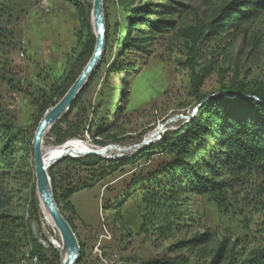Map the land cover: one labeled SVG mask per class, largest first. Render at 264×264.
Here are the masks:
<instances>
[{
  "label": "trees",
  "instance_id": "16d2710c",
  "mask_svg": "<svg viewBox=\"0 0 264 264\" xmlns=\"http://www.w3.org/2000/svg\"><path fill=\"white\" fill-rule=\"evenodd\" d=\"M62 1L77 10L79 48L64 68L49 72L51 85L40 102L43 117L75 84L91 60L97 42L92 27L93 0ZM103 1L106 51L72 108L49 131L48 139L55 147L72 139L84 140L86 133L94 138L96 145L106 146L110 140H116L112 132L124 112L119 100L139 68L132 56L147 55L158 39L176 31V19L187 9L177 0ZM263 18L264 0H231L211 20L209 30L226 27L221 41L232 29L261 22ZM198 38L199 35H194L193 40ZM187 65L192 72V89L198 93L212 72L206 66L199 68L196 50ZM104 66L103 83L89 121L82 99ZM221 93L215 97L197 96V111L192 120L177 130H168L159 142L131 156L116 160L66 157L53 166L49 174L55 199L76 235L73 222L76 211L72 203L76 194L95 188L125 167L160 158L163 162L157 168L133 175L104 208H110L114 218L122 221L125 206L135 201L142 218V231L173 237L192 221L189 212L192 198H205L220 212L238 213L245 220L241 227L244 232L232 247L228 248L225 240L211 250L215 251L212 264H264V82L233 81L223 85ZM36 131L26 135L0 111V264L20 263L28 253L29 257H38L39 264H56L60 259L54 249L55 258H49L32 229V223L42 222L32 149ZM21 171L25 172L28 184L18 183L20 188L16 190L12 182L19 181ZM82 172L86 176L81 177ZM24 189L29 191L28 212L14 207L15 191ZM252 211H257L259 218L250 219ZM212 241L211 234L205 233L180 241L173 249L192 251L195 247L212 246ZM239 241L245 243L242 248L245 252L238 250ZM79 242L82 252L77 264L85 257L83 244ZM128 264L195 263L180 255L133 259Z\"/></svg>",
  "mask_w": 264,
  "mask_h": 264
},
{
  "label": "rangeland",
  "instance_id": "374dc122",
  "mask_svg": "<svg viewBox=\"0 0 264 264\" xmlns=\"http://www.w3.org/2000/svg\"><path fill=\"white\" fill-rule=\"evenodd\" d=\"M177 1L187 7L176 19L177 30L158 39L147 55L132 56L138 64V72L129 87L122 91L119 104L124 108L123 116L112 132L116 140L108 143L127 147L139 145L163 125L166 131L180 128L184 122L177 117L190 116L197 111V96L220 95L223 85L237 80L247 84L264 82V18L261 22L232 29L229 36L220 41L226 27L210 31L209 25L231 0ZM48 3L50 12L42 8L41 0H0V111L26 135H32L44 118L40 102L51 85L49 72L64 68L79 48L80 22L76 8L62 0H48ZM93 31L95 34L94 27ZM194 35H199L198 41L193 40ZM195 50L199 68L206 66L212 72L198 93L192 89V72L187 65ZM105 70L106 66L82 99L89 121ZM48 133L42 144L44 151L55 147L49 141ZM162 162L155 158L150 163L141 161L125 167L95 188L72 198L76 211L73 222L85 250L81 264H128L133 259L180 255L195 264H212L215 251L211 250H215L220 242L227 240L228 248L236 243V238L244 232L241 229L244 217L238 213L220 212L205 198H192L189 210L192 221L173 237H161L152 230L142 231V218L135 201L125 206L122 221L114 218L110 208H104L133 175L157 168ZM80 176H86V173L82 172ZM12 183L16 190L20 188L18 183L27 185L25 172L21 171L19 181ZM15 193L14 207L28 212L29 191L24 189ZM249 216L253 220L259 218L257 211H252ZM32 229L38 240L49 242L48 256L54 259L56 247L50 240L54 238L62 245L59 231L45 223L43 213L41 224L32 223ZM205 233L211 234L212 246L195 247L192 251L190 248L173 249L178 242ZM239 245L238 250L245 252L242 249L245 243L239 241ZM56 251L60 257L56 264H62L61 254L58 249Z\"/></svg>",
  "mask_w": 264,
  "mask_h": 264
},
{
  "label": "water",
  "instance_id": "95a60500",
  "mask_svg": "<svg viewBox=\"0 0 264 264\" xmlns=\"http://www.w3.org/2000/svg\"><path fill=\"white\" fill-rule=\"evenodd\" d=\"M92 23L95 30L97 42H96L95 52L91 60L84 68L83 72L76 80L75 84L65 95V97L54 108L46 112L44 118L39 123L37 131L35 133L34 140L32 142V149L34 152V164H35L34 173L36 180V193L38 199L42 200L45 208L50 214L56 229L59 231L62 240L63 249L67 254V260L64 264H77V262L81 257L82 246L73 228L71 227L69 222L66 220L65 216L61 213L60 208L58 207L49 172L55 164H57L60 160L66 157L81 158L87 155L102 156L104 153L100 151H92L84 154H77L76 152H74L73 154L72 152H70V150H68L61 157L55 159L53 161L54 163L50 165L49 163L46 164L43 160L42 144L46 132L50 131L51 128L54 126V124L58 120H60V118L65 113L69 112V110L72 108L77 98L79 97L80 93L85 88V86L87 85L88 81L90 80L94 72L97 70L99 63L105 54L107 34H106L103 0H93ZM222 94L223 93H221L220 95ZM215 96L217 95H213L211 97H215ZM195 113L196 111L194 112V114ZM164 127L165 125L161 126L160 129L157 131V134H160ZM154 138L155 137H152L142 142L141 144L137 145V151L141 150L145 146L154 143Z\"/></svg>",
  "mask_w": 264,
  "mask_h": 264
},
{
  "label": "built area",
  "instance_id": "2783aa9c",
  "mask_svg": "<svg viewBox=\"0 0 264 264\" xmlns=\"http://www.w3.org/2000/svg\"><path fill=\"white\" fill-rule=\"evenodd\" d=\"M41 2H42V8L46 12H50V9H49L50 7H49L48 0H41ZM192 115H190V116L182 115V116L177 117V118H181L183 120L184 124H187L191 120ZM167 131L165 130V127H164L160 134H157V131H156L154 134H152V136L150 138L155 137L154 138V143L159 142L162 139L163 135H165V133ZM149 136L144 141L150 139ZM84 140L85 141H82V142H85L86 144L97 148L98 149L97 151L103 152L104 154L101 157L106 159V160H116V159L128 157V156H131L132 154H134L137 151V144H135L133 146H130V147L123 146V145H120V144H113V143H109L106 146L96 145V144H94L93 140L90 138L89 133L85 134ZM97 140H101V139L98 138ZM90 143H92L93 145L90 144ZM111 148H115V149L119 150L120 152H118V153H110V149ZM73 158H78V157H73ZM39 243L45 249L49 248V242H46L44 240H39ZM50 243L53 246H54V244H58L57 241L54 238H51ZM19 264H39V259L36 256L29 257V253H28L27 254V258L22 259Z\"/></svg>",
  "mask_w": 264,
  "mask_h": 264
},
{
  "label": "bare ground",
  "instance_id": "6f19581e",
  "mask_svg": "<svg viewBox=\"0 0 264 264\" xmlns=\"http://www.w3.org/2000/svg\"><path fill=\"white\" fill-rule=\"evenodd\" d=\"M68 150H70V152H72L73 154L74 152H76L77 154H84V153H89V152H92L98 149L80 140L72 139V140H69L68 143L63 144V146H58V147L56 146L47 151H44L43 146H42L43 160L46 164L49 163L50 165H52L55 159H58L59 157H61ZM118 152L120 151L115 148L110 149V153H118ZM39 201H40V207H41V211L44 216L45 223L51 227L55 226L42 200L39 199ZM54 246L56 247V250L57 249L59 250L61 254L62 264H64L67 260V254L65 253L63 246L61 244H54Z\"/></svg>",
  "mask_w": 264,
  "mask_h": 264
}]
</instances>
